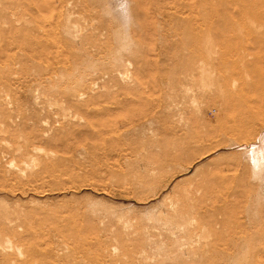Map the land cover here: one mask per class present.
I'll list each match as a JSON object with an SVG mask.
<instances>
[{"label": "rangeland", "instance_id": "374dc122", "mask_svg": "<svg viewBox=\"0 0 264 264\" xmlns=\"http://www.w3.org/2000/svg\"><path fill=\"white\" fill-rule=\"evenodd\" d=\"M255 3L0 0V264H264Z\"/></svg>", "mask_w": 264, "mask_h": 264}, {"label": "bare ground", "instance_id": "6f19581e", "mask_svg": "<svg viewBox=\"0 0 264 264\" xmlns=\"http://www.w3.org/2000/svg\"><path fill=\"white\" fill-rule=\"evenodd\" d=\"M249 11L245 8V16L246 17H248L249 16ZM254 13H255V16H256V21H257V26H258V28H259V33H258V35L255 37V43H256V47H258V53L256 54V57H258L257 58V60L255 61V65H254V68L253 69H255V72H254V74H256V72H257V76H255V78L257 77L258 79V81L256 80L255 82H258L257 84H259V87H261V89L262 90H264V0H256V3H255V11H254ZM64 26L66 25H69V18H65L64 19ZM73 26V25H72ZM68 28V27H67ZM66 28V29H67ZM72 31V30H71ZM245 42H244V44L245 45H243V47H244V54H243V57H245V61L247 60L246 58H249L248 57V55H249V53H250V51H248L247 49H248V45L250 44V39H248L247 37L245 38ZM255 47V48H256ZM188 50V49H187ZM192 50V49H191ZM190 51V50H189ZM193 52V51H192ZM249 52V53H248ZM196 53H194L193 54V56L195 55ZM192 55V54H191ZM245 55V56H244ZM258 55V56H257ZM243 57H242V59H243ZM243 60V61H244ZM246 62H248V61H246ZM245 65L247 64V63H244ZM252 64H254V62L252 63ZM251 64V65H252ZM250 65V66H251ZM249 66V67H250ZM252 68V67H251ZM247 69V68H246ZM249 69V68H248ZM252 70V69H251ZM250 69L248 70V72H250L251 71ZM247 72V73H248ZM214 75V74H213ZM256 84V85H257ZM257 89H259L258 88V85H257ZM261 90V91H262ZM263 103V102H262ZM252 110V109H251ZM252 111H254V110H252ZM255 112V111H254ZM259 112H261V111H259ZM249 114H251V112L249 113ZM249 116V115H248ZM257 116H258V113H257ZM257 116H254V117H257ZM262 125H264V124H262ZM262 141L264 142V136H263V138H262ZM255 146V145H254ZM246 153L247 154H249L250 156H254L253 157V159H254V163L255 164H257L256 162V156H255V154L256 155H258L259 156V161H258V164L264 169V159H262L261 158V156L263 155V158H264V143H263V145L262 146H255V147H253L252 149H250V148H247L246 149ZM260 225H261V228L259 229V234H257V235H255L256 237H252L251 236V238L250 239H253V238H258V239H260V244H259V248H258V251H261V252H264V209H262V214H261V217H260V223H259ZM249 239V240H250ZM247 242V241H246Z\"/></svg>", "mask_w": 264, "mask_h": 264}]
</instances>
